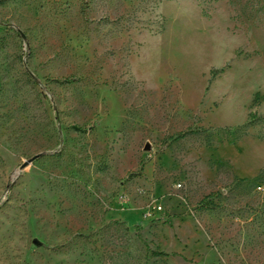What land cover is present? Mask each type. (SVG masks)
<instances>
[{"label":"rangeland","instance_id":"1","mask_svg":"<svg viewBox=\"0 0 264 264\" xmlns=\"http://www.w3.org/2000/svg\"><path fill=\"white\" fill-rule=\"evenodd\" d=\"M0 264H264V0H0Z\"/></svg>","mask_w":264,"mask_h":264}]
</instances>
